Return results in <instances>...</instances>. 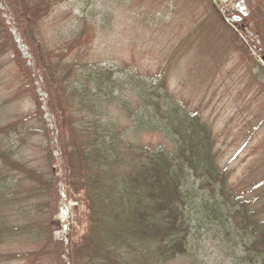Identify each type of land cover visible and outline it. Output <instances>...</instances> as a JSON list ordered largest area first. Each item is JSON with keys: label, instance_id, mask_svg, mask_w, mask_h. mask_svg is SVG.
<instances>
[{"label": "rangeland", "instance_id": "1", "mask_svg": "<svg viewBox=\"0 0 264 264\" xmlns=\"http://www.w3.org/2000/svg\"><path fill=\"white\" fill-rule=\"evenodd\" d=\"M49 1L51 11L32 28L40 68L0 0L14 53L31 72L17 66L10 44L0 48V151L9 147L14 161L6 166L0 161V264H58L61 247L64 264H71L70 239L76 231L83 234L85 209L63 181L66 158L45 72L53 73L64 96L79 79L73 71L106 69L120 83L134 75L160 78L181 110L197 115L212 132L215 159L227 177L226 197L248 203L264 222V34L249 22L253 9L264 14V0ZM78 83L86 87L84 80ZM77 110L72 109L75 115ZM110 112L121 126L130 123L114 107ZM159 141L158 135L145 138ZM52 176L59 180L60 197L54 216L47 187ZM63 202L68 219L57 226ZM195 202L194 215L202 209L201 198ZM187 223L189 251L167 264H251L242 238L236 246L227 242L219 221L191 216Z\"/></svg>", "mask_w": 264, "mask_h": 264}, {"label": "trees", "instance_id": "2", "mask_svg": "<svg viewBox=\"0 0 264 264\" xmlns=\"http://www.w3.org/2000/svg\"><path fill=\"white\" fill-rule=\"evenodd\" d=\"M52 5L49 0H5L40 68V45L32 28ZM3 16L0 3V48L10 44L17 66L31 74L17 50L14 53ZM249 22L263 36L264 14L253 9ZM94 71H73L86 87L76 80L65 99L60 83L52 80L53 73L49 76L44 70L60 149L66 158L63 181L85 209L83 234L80 237L76 231L70 239V263L167 264L189 251L191 223L187 220L205 216L219 221L227 242L236 246V238H242L248 262L264 264V222L258 221L248 203L236 204L231 194L226 197L227 177L216 162L212 132L206 124L181 110L160 78L142 80L134 75L120 83L106 69ZM75 106L80 110L76 115ZM112 107L130 123L121 126L114 121ZM155 135L161 141L145 142L147 136ZM8 153L9 147L0 151L5 166L14 162ZM58 183L52 176L47 185L52 216L60 202ZM196 197L201 198L202 209L194 215ZM225 198L235 202H231L233 213ZM64 252V247L57 250L58 264H64Z\"/></svg>", "mask_w": 264, "mask_h": 264}, {"label": "bare ground", "instance_id": "3", "mask_svg": "<svg viewBox=\"0 0 264 264\" xmlns=\"http://www.w3.org/2000/svg\"><path fill=\"white\" fill-rule=\"evenodd\" d=\"M62 210L59 214V216L57 217L56 219V224L57 226H64L67 222V219H68V206H67V203L66 202H63V205H62Z\"/></svg>", "mask_w": 264, "mask_h": 264}, {"label": "water", "instance_id": "4", "mask_svg": "<svg viewBox=\"0 0 264 264\" xmlns=\"http://www.w3.org/2000/svg\"><path fill=\"white\" fill-rule=\"evenodd\" d=\"M262 61L264 62V57H263Z\"/></svg>", "mask_w": 264, "mask_h": 264}]
</instances>
